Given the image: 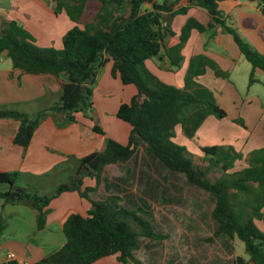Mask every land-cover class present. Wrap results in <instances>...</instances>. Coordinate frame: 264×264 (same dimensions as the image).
<instances>
[{
  "label": "trees",
  "instance_id": "obj_1",
  "mask_svg": "<svg viewBox=\"0 0 264 264\" xmlns=\"http://www.w3.org/2000/svg\"><path fill=\"white\" fill-rule=\"evenodd\" d=\"M52 1L55 11H63L74 23L62 36L60 48L38 46L19 23L0 20V55L10 59L13 69L24 74L52 75L60 83L58 101L33 115L13 108H0V118L18 122L13 143L25 149L48 112L63 114L66 122H74L78 112L86 115L92 107L91 87L96 83L98 69L108 62L111 63V76L123 85H134L136 92L128 102L121 103L115 113L129 125L126 143L106 138L103 150L80 158L68 181L56 185L51 195H40L28 184L18 185L22 176L18 171L0 172V183L7 184V189H0V201L25 204L33 209L37 229L45 226L50 202L61 193L76 192L90 202L84 216L71 213L65 219L62 226L65 243L30 264H93L107 256H114L121 264H141L133 252L139 248V236H153L152 233L143 229L137 232L131 226L130 211L122 206L114 208L105 199L91 200L87 193L93 188L83 186L86 177L98 180L106 165L126 162L140 148L144 156L169 172L183 174L186 183L212 197L211 217L215 228L212 235L205 238L207 242L218 237L229 246L230 240L236 238L243 243L248 258L233 257L232 264H264V232L255 224V220L264 224V149L251 151L243 158L244 167L231 173V179L212 176L216 169L228 174L234 163L242 159L231 146L200 147L201 163L184 157V147L173 141L176 127L179 126L185 136L192 137L207 116L222 119L226 112L208 89L188 90L167 84L144 64L148 58L161 60L165 56L171 66H179L181 49L191 30L202 33L219 26L231 35L240 53L250 63L248 84L255 82L254 71L259 69L264 73V54L226 23L218 7L223 0ZM88 1H96L98 5L90 19L80 25ZM248 1L254 2L264 15V0ZM191 7L204 9L208 23L188 18L180 28L178 41L167 47L165 38L174 34L172 19L186 14ZM205 66L211 67L216 76H226L213 60L198 54L189 60L186 79L203 74ZM91 129L103 134L96 123ZM104 182L106 187L114 185L106 178ZM107 198L116 199L117 196L109 194ZM3 228L0 221V234Z\"/></svg>",
  "mask_w": 264,
  "mask_h": 264
},
{
  "label": "crops",
  "instance_id": "obj_2",
  "mask_svg": "<svg viewBox=\"0 0 264 264\" xmlns=\"http://www.w3.org/2000/svg\"><path fill=\"white\" fill-rule=\"evenodd\" d=\"M218 7L223 12L226 23L235 28L255 50L264 54V15L260 13L256 4L248 0H223L218 3ZM190 17L202 24H207L209 20L207 12L198 7H191L186 14L174 16L171 21V29L174 34L166 37L164 41L167 47L178 41L180 28ZM2 19L14 20L19 23L33 36L35 44L42 47L60 48L62 36L74 25L63 11H55L52 0H0V20ZM210 29L216 31L219 29L220 31L219 49L222 52L218 54L221 61H216L219 65L214 62L222 71L226 72V78L231 77V73L239 66L229 64L228 59L224 58L225 53L231 54L230 60L236 56L235 61H238L241 55V59H244L250 66L230 34L223 32L224 30L219 26ZM199 34L198 31L191 30L188 40L181 49L183 58L184 53L191 49L189 43L192 41V45H194L200 37ZM220 38L223 40L221 41ZM191 50L189 59L198 54L194 53L193 49ZM226 60L224 65L222 62ZM162 61L168 63L165 56H162ZM103 69L101 76L99 75L100 70L97 72L95 85L98 87L97 89L102 90L101 94L104 95L106 92L105 96L108 99L113 98L110 104L112 111L116 113L118 106L128 102L135 94L136 89L132 84L123 85L118 78L110 75V62L106 63ZM250 70L251 66L249 73ZM257 70L259 69L254 71V76ZM255 78V82L247 84L246 90L249 96L245 101L252 104L254 100H260L261 104L258 108L249 109L254 112L253 117H257V122L262 125L257 129V134L261 137L264 135V91L257 88V85L263 81L260 77ZM106 87L108 89H104ZM251 89H253V93L248 94ZM113 90L118 93L113 94ZM95 91H92L93 95ZM59 96L60 83L57 78L48 74H24L20 70L13 69L12 63L6 55H0V108H13L33 115L36 111L56 103ZM50 113L51 115H46L34 131L30 143L25 149L13 143L18 122L0 118V172L18 171L22 174L21 177H27L26 182L36 183L41 189L45 180L36 182V178L47 177L60 167H62L60 173L64 170L68 172L67 174L73 173L80 158L93 151L103 150L107 137L122 144L127 141L129 128L127 133L119 134L120 137L116 133H107L104 127L102 128L103 134H98L92 131L91 121L79 112L75 114L74 122H66L65 116L61 113ZM54 119L57 121L53 122ZM117 123L116 121L115 124L117 125ZM242 124L241 127L248 131V124L245 121H242ZM55 150L61 151L63 155L54 154ZM88 185L90 186V178L86 177L83 180V186ZM89 207V200L80 197L76 192L61 193L50 202L45 226L42 229H37L36 215L33 209L25 204H4L0 201V221L4 224L0 234V263L7 252H13L18 259L33 263L59 249L66 241L62 226L67 216L71 213H79L84 216ZM237 243L235 242L232 248L234 255L231 254L230 258L240 256L247 260L248 256L244 252V247L243 254H239L242 252V248L237 253ZM93 264L121 263L114 256H107L96 260Z\"/></svg>",
  "mask_w": 264,
  "mask_h": 264
},
{
  "label": "rangeland",
  "instance_id": "obj_3",
  "mask_svg": "<svg viewBox=\"0 0 264 264\" xmlns=\"http://www.w3.org/2000/svg\"><path fill=\"white\" fill-rule=\"evenodd\" d=\"M97 5L96 1H88L80 25L90 19ZM219 28L222 29V27ZM214 31L216 30L210 29L200 33L194 45L192 41L189 43V48L193 49L194 53L216 62L221 61L218 53L222 50L219 49L220 31L219 29ZM220 40L222 41L223 38ZM191 49L184 53V58L182 55V61L177 67L171 66L168 59L166 64L158 57L148 58L144 64L148 70L167 84L188 90L208 89L215 102L225 110L226 117L222 119L213 115L207 116L192 137L185 136L177 126L173 141L183 146L182 155L195 163L202 162L203 155L200 151L202 146H231L242 159L234 163V166L228 170V174H222L217 169L212 173L213 177L221 176L231 179L233 177L231 173L244 167L243 158L251 151L264 149V135L260 137L257 134V129L262 125L257 122V117H253L254 112L249 109L258 108L261 104L260 100H254L252 104L245 101L249 96L246 89L250 66L241 59V55L240 59L235 61L236 56L230 60L231 54L225 53L224 58L228 59L229 64L239 66L231 73V77L215 76L213 69L205 66L203 74L186 79ZM226 62L227 60L222 63L225 65ZM244 66L249 69L247 70ZM103 67L98 69L100 76L104 71ZM254 77L261 78L263 83L257 85V88L264 91L263 73L257 70ZM91 88L92 91L96 90L94 95L92 94L93 97L91 96V110L87 111L86 115L79 113L87 117L92 125L96 123L101 129L104 127L109 134L116 133L120 137L119 134L127 133L129 125L117 119L115 112L112 111L110 103L113 98L108 99L105 96L106 92L104 95L101 94L102 90L97 89L95 84ZM112 93L117 94L118 91L113 90ZM251 93L253 89L248 94ZM259 94L262 95V93ZM47 115L51 113L48 112ZM43 119L44 117L40 123ZM115 120L118 122L117 125ZM242 121L248 124V131L241 127ZM54 154L63 155L59 150H55ZM61 168L52 171L47 177L36 178V182L40 180L46 182L41 189L36 183L26 182L25 176L18 179L17 184H29L30 188L36 189L38 194L51 195L56 185L67 182L68 177L74 173L67 174L65 170L60 173ZM117 177L122 180H116ZM105 178L114 185L108 184L106 187ZM90 187L93 190L87 194L91 200L105 199L114 208L122 206L131 213L130 223L133 229L139 233L142 229L152 233L153 236H139V248L133 252L134 258L141 264H232L233 257L230 258V255H234L232 248L235 242H238L237 253L242 248L239 254H243V243L236 238L230 240L229 246L222 238L217 237L213 242L205 240L212 235L215 228L211 217L214 205L212 197L205 191L186 183L183 174L169 172L157 162L144 156L141 148L126 162L106 165L98 180L90 178ZM0 189H7V184L0 183ZM109 194H114L117 198H107ZM255 224L264 232L261 221L255 220Z\"/></svg>",
  "mask_w": 264,
  "mask_h": 264
},
{
  "label": "built area",
  "instance_id": "obj_4",
  "mask_svg": "<svg viewBox=\"0 0 264 264\" xmlns=\"http://www.w3.org/2000/svg\"><path fill=\"white\" fill-rule=\"evenodd\" d=\"M0 264H30L27 260H20L13 252H7Z\"/></svg>",
  "mask_w": 264,
  "mask_h": 264
},
{
  "label": "water",
  "instance_id": "obj_5",
  "mask_svg": "<svg viewBox=\"0 0 264 264\" xmlns=\"http://www.w3.org/2000/svg\"><path fill=\"white\" fill-rule=\"evenodd\" d=\"M147 6H149V5L147 4Z\"/></svg>",
  "mask_w": 264,
  "mask_h": 264
}]
</instances>
